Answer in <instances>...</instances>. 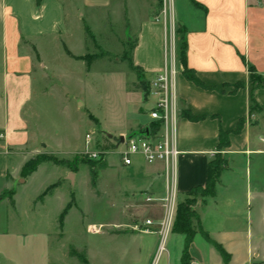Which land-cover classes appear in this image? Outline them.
Returning a JSON list of instances; mask_svg holds the SVG:
<instances>
[{
	"label": "crops",
	"instance_id": "crops-1",
	"mask_svg": "<svg viewBox=\"0 0 264 264\" xmlns=\"http://www.w3.org/2000/svg\"><path fill=\"white\" fill-rule=\"evenodd\" d=\"M174 1L175 28L185 31L188 69L205 86L184 76L176 56V145L181 155L175 177L163 163L135 157L131 166H124L117 154H110L104 169L120 172L119 216L91 225V234L107 243L120 235L132 237L139 252L150 253L145 264L153 263L163 240L160 264H183L186 237L173 232L177 205L191 190L206 186L209 164L220 156L225 169L215 194L193 207L196 234L188 249L190 264H225L214 244L228 255L229 264H264V88L255 90L259 110L251 112L250 84V68L264 77V0ZM94 30L110 33L119 51L125 50V39L132 66L148 85L170 65L171 32L161 0H0V134L5 137L0 141V264H51L49 245L58 235L79 173L44 163L20 183L33 155H57L31 129L28 111H34L37 96L49 95L36 93L43 82L38 71L60 59L85 63L87 53L75 55L71 43L76 37L81 45H87V38L96 41L90 34ZM176 39L175 33V51ZM52 51L59 54L57 59ZM149 114L129 133L121 132L116 143L151 126ZM223 134L228 135V147H221ZM110 156L119 160L111 163ZM71 174L74 185L68 180ZM7 192L13 193V206L8 198L1 199ZM173 195L171 226L163 237L162 224L169 216L165 200ZM90 260L88 252V264Z\"/></svg>",
	"mask_w": 264,
	"mask_h": 264
},
{
	"label": "rangeland",
	"instance_id": "rangeland-1",
	"mask_svg": "<svg viewBox=\"0 0 264 264\" xmlns=\"http://www.w3.org/2000/svg\"><path fill=\"white\" fill-rule=\"evenodd\" d=\"M113 31L116 32V26ZM103 33L109 38L108 44L105 36H101ZM90 34L95 36L96 41L87 38V45H81L76 37L71 43L75 55L87 53L90 60L95 59L90 72H87L83 62L67 59L52 62V68L38 71L45 83L39 81L36 92L49 95L37 96L32 105L34 111L27 110L31 129L37 130L41 142L57 153L35 154L32 158L51 156L77 167L79 173L77 185L72 188L73 208L65 219L63 229L59 227L58 235L51 239L48 256L51 264H82L70 256V250L75 249L86 255L89 252L90 264H145L150 253L148 250L139 252V246L132 237L120 235L107 243L102 237L91 234V225L118 219L116 178L120 172L105 170L102 165L104 160L96 163L90 159L85 139L87 134H91L97 141L99 146L96 143L90 146L94 152L108 146L107 134L113 136L112 143L115 144L121 132L129 133L132 125L146 121L144 114L151 112L155 100H144L146 81L142 73L132 66L131 46L125 47V39H122L125 50L119 51L120 47L112 42L107 31L101 33L94 30ZM132 42L135 43L134 37ZM176 42L178 47L179 40L176 39ZM51 55L55 59L59 56L57 52ZM2 71L0 67V82ZM56 71L61 75H57ZM136 134L141 136L140 132ZM38 151L41 152V148ZM118 160L117 156L109 157L111 163ZM91 166H95L94 187L91 184ZM50 178V182L55 181V177ZM5 196L9 197L10 192ZM201 198V195L191 194L186 200L198 201ZM161 246L166 249L163 240H160L159 251L152 264L158 261L160 264L163 260L165 252L159 253ZM119 247L126 248V252Z\"/></svg>",
	"mask_w": 264,
	"mask_h": 264
},
{
	"label": "built area",
	"instance_id": "built-area-1",
	"mask_svg": "<svg viewBox=\"0 0 264 264\" xmlns=\"http://www.w3.org/2000/svg\"><path fill=\"white\" fill-rule=\"evenodd\" d=\"M162 16L167 21L170 32V65L166 71L158 75L149 84V96L155 100L154 108L149 114L151 124L159 123L160 129L156 133H151L150 126L149 135H141L133 137L132 139H125L123 143L114 144L115 147L110 149H103V146L97 152L90 149L95 139L91 134L86 135L85 146L86 153L89 154L90 159L94 162L105 160L110 154H117L124 166H131L135 157H142L148 164L163 163L166 167V173L175 177L178 159L181 155L176 145V129L179 118L178 109V94L176 88V78L178 69L176 66V51H175V1L161 0ZM146 129H143L144 132ZM4 135L0 134V141L4 140ZM97 144V143H96ZM148 202L152 198L147 199ZM169 210L168 219L162 224L161 234L166 236L171 226V219L175 205V196L169 197L165 200ZM153 223L147 221L150 226ZM92 232L95 229L92 228ZM146 233H150L145 230ZM164 244V242H163ZM165 252V248L161 246L160 254Z\"/></svg>",
	"mask_w": 264,
	"mask_h": 264
},
{
	"label": "trees",
	"instance_id": "trees-1",
	"mask_svg": "<svg viewBox=\"0 0 264 264\" xmlns=\"http://www.w3.org/2000/svg\"><path fill=\"white\" fill-rule=\"evenodd\" d=\"M176 38H177V41L179 40V44H180L176 50L177 61L183 67L184 76L187 79H189L190 81L194 82L196 85L201 86V87H205L194 76L193 72L188 69L187 59H186L187 42H186V38H185V31L180 27H178L176 30ZM84 61L86 63L87 72H90L91 66L94 63L95 59L90 60V57L87 56L84 58ZM250 72H251V77H250L251 112H257L259 110V106L257 105V103L254 99V92L257 89L264 88V77L259 76L255 72L254 68H250ZM146 86H147V88H146L147 90L145 92V99H147L149 96V85L146 84ZM193 119H195V118H193ZM159 129H160L159 123H153L150 126V131L153 134L158 132ZM222 137L226 141L224 142V144L221 145V147H228V145H229V142L227 139L228 135L223 134ZM107 142H108V146L104 147L103 149H110V148L115 147L111 141L107 140ZM104 161L102 163L103 167L106 165V162H104ZM44 163H52L56 166L66 167L69 170H71V172L78 173V168L77 167L75 168L72 164H69V163L61 161V160L59 161V160H57L51 156L40 155V156H37L36 158L29 160L25 164V166L22 169V178L27 179L28 177L33 175L38 170V168ZM91 168H92L91 184L94 187V185L96 184L95 166H91ZM224 169H225V167H224L223 160L220 156H218L215 161H213L209 164L208 180H207L206 186L205 187H198V188L191 190V192L189 193V196L191 194L201 195L202 198H207V197L213 196L215 194L216 186L220 182V178L224 172ZM55 188H56V185L50 187L46 191V194H48L51 190H53ZM12 194L13 193H10L9 197H6L5 195H3L1 199L8 198L11 205L13 206L14 203L12 200ZM74 202H75V199H74V194H73L71 203L67 206V208L64 210V212L62 213V215L59 219V226L61 229H63L65 219H66L69 211L72 209ZM196 202H197V200L196 201L185 200L183 202L178 203L177 208H176L175 221L173 224V232L178 233V234H182L186 237L185 249H184L183 258H182L183 264H190L191 263L189 255H188V249H189V246L191 245V243L194 239V236L196 234V231L193 228V220L196 218V212L194 211L193 207L195 206ZM214 245L219 250V252L222 254L223 259L225 261V264H229V257L224 252V250L221 248V246H219L217 244H214ZM70 256L72 258L79 260V262L82 264H88L87 257H86L87 255L83 252H79L75 249H71L70 250Z\"/></svg>",
	"mask_w": 264,
	"mask_h": 264
},
{
	"label": "water",
	"instance_id": "water-1",
	"mask_svg": "<svg viewBox=\"0 0 264 264\" xmlns=\"http://www.w3.org/2000/svg\"><path fill=\"white\" fill-rule=\"evenodd\" d=\"M138 134H133L132 136H130V137H128L127 139H132L133 137H136ZM140 135H145V136H148L149 135V130L148 129H146L144 132H140ZM107 138L109 139V140H113V136L112 135H110V134H107ZM125 139L126 138H121L120 140H119V143H123L124 141H125ZM68 180L72 183V185H74V181H75V174H71L70 176H69V178H68ZM24 179H22L21 180V182L20 183H24Z\"/></svg>",
	"mask_w": 264,
	"mask_h": 264
}]
</instances>
